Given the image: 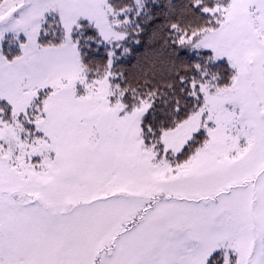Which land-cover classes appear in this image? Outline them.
Listing matches in <instances>:
<instances>
[{
    "label": "snow or ice",
    "instance_id": "obj_1",
    "mask_svg": "<svg viewBox=\"0 0 264 264\" xmlns=\"http://www.w3.org/2000/svg\"><path fill=\"white\" fill-rule=\"evenodd\" d=\"M0 264H264V0H0Z\"/></svg>",
    "mask_w": 264,
    "mask_h": 264
},
{
    "label": "trees",
    "instance_id": "obj_2",
    "mask_svg": "<svg viewBox=\"0 0 264 264\" xmlns=\"http://www.w3.org/2000/svg\"><path fill=\"white\" fill-rule=\"evenodd\" d=\"M145 42H147V37H145ZM143 51H144V48L141 47V48L138 50V54H139V53H142Z\"/></svg>",
    "mask_w": 264,
    "mask_h": 264
}]
</instances>
